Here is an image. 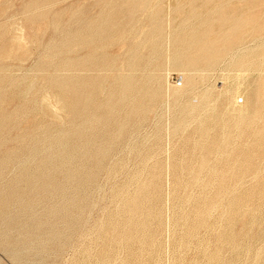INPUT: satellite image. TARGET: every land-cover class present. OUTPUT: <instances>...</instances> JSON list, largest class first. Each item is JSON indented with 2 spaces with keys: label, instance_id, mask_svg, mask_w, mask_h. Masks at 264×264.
I'll return each instance as SVG.
<instances>
[{
  "label": "rangeland",
  "instance_id": "1",
  "mask_svg": "<svg viewBox=\"0 0 264 264\" xmlns=\"http://www.w3.org/2000/svg\"><path fill=\"white\" fill-rule=\"evenodd\" d=\"M0 264H264V0H0Z\"/></svg>",
  "mask_w": 264,
  "mask_h": 264
},
{
  "label": "bare ground",
  "instance_id": "2",
  "mask_svg": "<svg viewBox=\"0 0 264 264\" xmlns=\"http://www.w3.org/2000/svg\"><path fill=\"white\" fill-rule=\"evenodd\" d=\"M32 80V79H31ZM33 83V82H32ZM19 85V84H18ZM29 91V90H28ZM27 95V94H26ZM45 100V99H44ZM61 117V116H60Z\"/></svg>",
  "mask_w": 264,
  "mask_h": 264
}]
</instances>
